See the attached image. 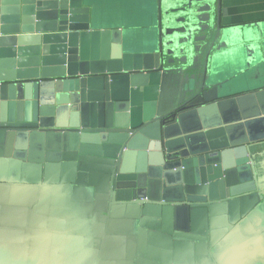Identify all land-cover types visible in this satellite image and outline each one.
<instances>
[{"label": "water", "instance_id": "1", "mask_svg": "<svg viewBox=\"0 0 264 264\" xmlns=\"http://www.w3.org/2000/svg\"><path fill=\"white\" fill-rule=\"evenodd\" d=\"M141 3L0 0V264H264V20Z\"/></svg>", "mask_w": 264, "mask_h": 264}, {"label": "crops", "instance_id": "2", "mask_svg": "<svg viewBox=\"0 0 264 264\" xmlns=\"http://www.w3.org/2000/svg\"><path fill=\"white\" fill-rule=\"evenodd\" d=\"M107 3L112 0H100ZM144 0H136L143 2ZM105 14H110L103 8ZM221 17L223 23L239 24L264 20V0H221Z\"/></svg>", "mask_w": 264, "mask_h": 264}, {"label": "rangeland", "instance_id": "3", "mask_svg": "<svg viewBox=\"0 0 264 264\" xmlns=\"http://www.w3.org/2000/svg\"><path fill=\"white\" fill-rule=\"evenodd\" d=\"M145 6H143L142 3L136 2V0H112L108 5L106 2L101 3L102 13L105 16V13L103 12V8H107L108 12L110 14L116 15V20H119L117 16L121 15L125 19H129L131 16L130 13H137L141 14V17L146 15V12L144 11Z\"/></svg>", "mask_w": 264, "mask_h": 264}]
</instances>
